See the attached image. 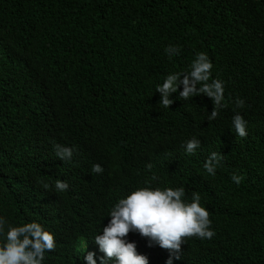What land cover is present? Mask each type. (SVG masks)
Wrapping results in <instances>:
<instances>
[{"label": "trees", "instance_id": "obj_1", "mask_svg": "<svg viewBox=\"0 0 264 264\" xmlns=\"http://www.w3.org/2000/svg\"><path fill=\"white\" fill-rule=\"evenodd\" d=\"M170 45L180 49L171 59ZM198 52L225 85L212 121L211 99L181 100L182 87L158 104L157 85ZM192 137L201 144L189 155ZM56 143L75 146L70 161ZM211 152L224 157L215 176L204 169ZM153 174V187L198 192L216 233L186 238L173 264H264V0H0V216L54 234L44 264H85L87 252L100 264L94 237L112 206ZM126 239L148 264L169 259L149 237Z\"/></svg>", "mask_w": 264, "mask_h": 264}, {"label": "clouds", "instance_id": "obj_2", "mask_svg": "<svg viewBox=\"0 0 264 264\" xmlns=\"http://www.w3.org/2000/svg\"><path fill=\"white\" fill-rule=\"evenodd\" d=\"M178 46H168L165 53L171 59L179 55ZM213 64L207 53L198 52L187 70L174 72L164 79L162 85H157L156 92L160 94L158 104L169 108L174 101L170 99L173 93L182 87L179 98L184 101L192 97L206 96L213 102V110L209 121L215 120L224 103L225 85L219 78H212ZM235 108L245 107V101L239 97L234 100ZM77 127H83L85 120L76 119ZM84 122V123H83ZM232 125L236 134L245 138L248 136L247 121L239 112L232 117ZM201 141L192 137L185 142L187 154H195ZM56 156L65 162L72 159L75 146L69 147L61 144L53 145ZM224 157L217 152H211L204 163V169L210 176L216 175V169L221 165ZM147 170L151 171L152 165L148 164ZM94 173H102L99 164L92 167ZM244 177L232 174L231 180L239 185ZM159 181L153 174L144 182L143 187H138L124 197H121L112 206L110 220L102 228V235L94 237V243L99 245L103 253L99 257L100 264H148L146 256L137 252V245L128 242L130 232H138L143 237L159 244L160 248L169 252L166 264H173V259H181L182 245L186 238L211 240L215 231L211 230L212 221L210 213L201 206V196L193 192L186 198L185 188L153 187L152 182ZM48 188V184L43 185ZM69 185L66 181L56 180L55 189L64 192ZM87 247V245H85ZM151 246V245H149ZM55 236L44 226L36 221L14 225L5 217L0 216V264H44L46 252L56 250ZM94 252H87L83 261L85 264H96Z\"/></svg>", "mask_w": 264, "mask_h": 264}]
</instances>
